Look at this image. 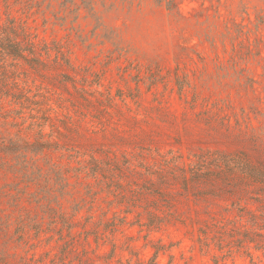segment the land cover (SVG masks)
Instances as JSON below:
<instances>
[{"label": "rangeland", "instance_id": "374dc122", "mask_svg": "<svg viewBox=\"0 0 264 264\" xmlns=\"http://www.w3.org/2000/svg\"><path fill=\"white\" fill-rule=\"evenodd\" d=\"M0 0V264H264V0Z\"/></svg>", "mask_w": 264, "mask_h": 264}, {"label": "trees", "instance_id": "16d2710c", "mask_svg": "<svg viewBox=\"0 0 264 264\" xmlns=\"http://www.w3.org/2000/svg\"><path fill=\"white\" fill-rule=\"evenodd\" d=\"M161 1L166 3L167 10L172 11L169 7L171 1ZM257 17L258 20L261 19V24L264 26L263 18H259V16ZM18 30L22 29L17 28L15 25H12L11 28L7 27L0 29V59L7 57L12 61L22 60L34 69L40 67L42 63L39 57L41 56L37 54L35 45L26 34H20ZM236 170H238V172L245 177L249 178L252 182L259 183L264 186V169H257L253 166L237 164Z\"/></svg>", "mask_w": 264, "mask_h": 264}]
</instances>
